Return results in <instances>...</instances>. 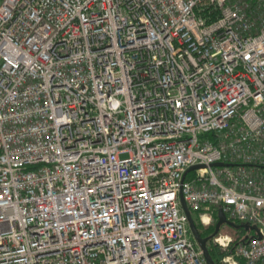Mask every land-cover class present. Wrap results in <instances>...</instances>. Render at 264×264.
Instances as JSON below:
<instances>
[{
    "label": "built area",
    "instance_id": "1",
    "mask_svg": "<svg viewBox=\"0 0 264 264\" xmlns=\"http://www.w3.org/2000/svg\"><path fill=\"white\" fill-rule=\"evenodd\" d=\"M181 194L264 264V0H0V264H207Z\"/></svg>",
    "mask_w": 264,
    "mask_h": 264
},
{
    "label": "water",
    "instance_id": "2",
    "mask_svg": "<svg viewBox=\"0 0 264 264\" xmlns=\"http://www.w3.org/2000/svg\"><path fill=\"white\" fill-rule=\"evenodd\" d=\"M215 164L216 165L222 164V162H216ZM198 166L199 165H193V166H191L188 169V171L193 169V168H195V167H198ZM181 203H182V206H183V208H184V210H185V212H186V214L188 216L189 224H190V228L192 230V233H193L195 239L197 240L198 244L200 245V247L203 250V253H204V256H205L207 264H216L214 258L212 257V255L209 252V249L207 247V242H208L209 239L213 238L214 235H216L219 232V230H220V228H221V226L223 224H227V225H229V226H231L233 228H239V227L242 226L245 229H249V228L256 229V225H249V224H245V223L238 224L236 221H233V220L227 218V215L224 212L223 208L219 207L218 208V212H217V220H216V223H215L214 231L211 234L207 235V236H202V234H201V232H200V230H199V228H198V226L196 224L194 216H193L190 208L188 207V205H187V203H186V201L184 199L183 194H181Z\"/></svg>",
    "mask_w": 264,
    "mask_h": 264
},
{
    "label": "trees",
    "instance_id": "3",
    "mask_svg": "<svg viewBox=\"0 0 264 264\" xmlns=\"http://www.w3.org/2000/svg\"><path fill=\"white\" fill-rule=\"evenodd\" d=\"M194 219L196 221V224L202 234V236H207L209 234H211L214 229H215V223L217 220V216L215 215L213 217V220L211 221L210 224L208 225H204L201 220L199 219L197 213H193ZM245 228L239 227L236 228L234 235V241L232 242V244L230 245V247L226 248V249H221L213 240V238L209 239L207 242V247L209 249L210 254L212 255V257L214 258L216 264H226L223 261V257L226 254H229L233 251V248L235 247V245L242 241L244 239L245 233L243 232ZM239 262L240 264H246L245 259L243 258H239Z\"/></svg>",
    "mask_w": 264,
    "mask_h": 264
},
{
    "label": "rangeland",
    "instance_id": "4",
    "mask_svg": "<svg viewBox=\"0 0 264 264\" xmlns=\"http://www.w3.org/2000/svg\"><path fill=\"white\" fill-rule=\"evenodd\" d=\"M241 223H243V222H241ZM235 230H236V228H233V227H231V226H229L227 224H223L222 227H221V231L227 232V233H231V234H234ZM243 230H244L243 232L246 234L247 230L246 229H243Z\"/></svg>",
    "mask_w": 264,
    "mask_h": 264
},
{
    "label": "flooded vegetation",
    "instance_id": "5",
    "mask_svg": "<svg viewBox=\"0 0 264 264\" xmlns=\"http://www.w3.org/2000/svg\"><path fill=\"white\" fill-rule=\"evenodd\" d=\"M238 224H241V223H238ZM242 227V226H241Z\"/></svg>",
    "mask_w": 264,
    "mask_h": 264
}]
</instances>
